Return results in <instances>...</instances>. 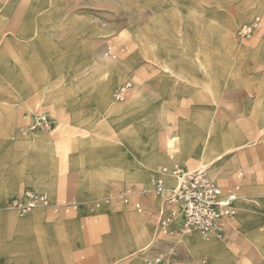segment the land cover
I'll use <instances>...</instances> for the list:
<instances>
[{"label":"rangeland","instance_id":"1","mask_svg":"<svg viewBox=\"0 0 264 264\" xmlns=\"http://www.w3.org/2000/svg\"><path fill=\"white\" fill-rule=\"evenodd\" d=\"M17 3L6 19L0 12V118H10L4 137L8 151L0 149V213H4L0 216V264H132V259L123 258L127 251L122 243L125 231L111 222L114 217L107 210L113 203L121 210H132L157 232L156 245L136 264L159 257L164 258L163 264L190 260L202 264L206 259L212 264L207 257L192 254L183 242L186 237L162 234L150 217L155 213L152 209L142 218L132 204H124L120 194L126 189L150 188L147 180L140 179L141 173L152 183L155 171L178 165L189 171L204 170L220 183L239 182L240 197L249 191L248 201L255 210L264 206L260 195L264 189V115L255 113L257 102L264 97V0H53L50 6L45 0ZM38 11L44 23L35 36ZM257 18L260 25L256 34L251 39H238V27ZM220 36L223 50L228 46L226 39H232L231 49L252 46L262 39L255 47L262 52L247 59L238 85H225L230 82V64L221 52ZM98 53L108 60L101 61ZM197 58L224 84L215 85L204 78ZM166 64L191 81L175 82L165 72ZM123 86L129 87L128 95L114 107H124V111L107 119L112 122L108 125L103 122L105 110L116 101L115 94ZM55 108L64 116L72 115L70 123L59 121L56 135L44 131L22 135L24 112L32 109L56 117ZM76 117L80 121L74 122ZM213 117L216 136L234 141L239 130L251 142L238 153L240 171L215 174L203 165L206 160L200 154L181 152L177 138L197 136ZM119 134L126 135L130 152L115 145L113 138ZM39 135H45L49 142L11 149L12 144L33 142ZM159 135L176 140L162 147L164 162L149 169L145 165ZM86 172L105 182L95 192L84 190L81 194L78 182ZM49 183L56 191L57 184L64 189L54 194L49 191L53 199L78 198L80 211L65 214L45 208L47 224L41 225L34 221L33 213L20 214L9 207L12 200L24 198L32 190H45L44 184ZM133 193L129 197L133 203L144 198ZM109 196L113 198L106 204L103 200ZM91 201L93 213L87 206ZM96 203L102 204L100 209ZM236 210L235 235L215 240L229 245L242 264H264V225L256 227L259 236H251ZM69 223L75 224L74 233H63L60 225Z\"/></svg>","mask_w":264,"mask_h":264},{"label":"crops","instance_id":"2","mask_svg":"<svg viewBox=\"0 0 264 264\" xmlns=\"http://www.w3.org/2000/svg\"><path fill=\"white\" fill-rule=\"evenodd\" d=\"M52 1L53 0H45V2L47 3V6H50ZM17 2H18V0H4L3 2H0V12L4 13L3 19H6L9 15H11L14 12L15 8L18 5ZM39 11L37 12L36 17H35V29L32 33L35 36L39 33V29L44 23V19L41 17V13ZM9 38L12 39L11 36ZM261 40L262 39H260L258 42L256 41V43L252 46L242 45L240 47V49H237L235 47L234 49H231V50H227V49L223 50L222 45H221V36H220L219 46L221 47V52H223L225 54L226 60L230 64V72L228 74L229 78H227V80H229L230 82H225V85L235 86V84L238 85V83H241L242 72H244L243 67L248 62L247 59H250L253 56H257L260 54V52H262V51L255 50L256 45ZM13 41L18 43V41H15V40H13ZM10 42H12V41H10ZM97 55L101 59V61H103V59H107L104 55L100 56V53H98ZM195 60L198 61V62L196 61V64H198V70H199V72L202 73L204 78H206L207 80H209L210 82H212L215 85L224 84L222 82V80L219 79V77H218L219 75H217L216 73H212V69L209 66H206L202 61L199 62V58H197ZM163 68L165 69V72H167L170 75V77L174 79L175 82L180 81L181 79H185L186 82L191 81L186 76L185 77L179 76V73H177L175 69H172V67L168 64H166V66H163ZM40 99L42 100V96L40 97ZM262 99L263 100L261 102H257V104H259V109L257 111H255V113L258 112V114H256V115H259L260 117L262 115H264V97ZM118 102L119 101L114 100L113 104L108 105L106 110H105L106 114L103 117L104 118L103 122H107L108 125L112 126L111 120L114 117L119 116L120 115L119 113H122L124 111V110H121L124 107H121V106L114 107L115 105H117ZM212 102H213V106L216 108V105H218V104H216L217 101L213 99ZM43 103L44 102H42V104ZM33 112H38V111L31 109V110L24 112V114L22 116V120H21L22 123L21 124H24V125L26 124V126H27L28 125V119L26 118V116H28L29 114H31ZM54 112H55L57 118L53 114L50 113V115L53 119V122H54V126H53V130L49 131V132L56 135V133H57L56 128L58 127V125L61 126L60 122L61 123H70V121L72 120V115H71V113H69V114L64 116L62 114V112L60 110H58V108H55ZM109 116H110V118H108ZM107 119H111V120H107ZM73 121L78 122V121H80V119L76 117V118H74ZM9 123H10V118H5L4 116L0 118V149L3 148L2 150H4V151L5 150L8 151L6 149L8 147V143L5 141L4 137L6 136V133L9 131ZM216 123L217 122H216L215 118L213 117L211 119V122L208 124V126L206 128H203L205 130H203L201 128L202 131H200L197 136H193L192 138H191V136H189V137L186 136L183 138H181V137L177 138L179 145L181 147V152H183V155L184 154L192 155L193 151H195L197 154H200L203 157V159L206 160V161H204L203 165L205 167H210L212 172L215 174H219L221 172L225 173L227 171L229 172V171L238 170L239 169V155H238V153H239V151L250 147L251 142H249V140H247L246 134L242 131H239V130L237 132L236 139H234V141L233 140H226L225 141V140L221 139L218 135L217 136L215 135ZM39 132H42V131H38V132H35L32 134H36ZM44 132H47V131H44ZM18 134H19V132H17L16 135H18ZM263 135H264V130L261 131V136H263ZM125 137H126L125 134L124 135L119 134L116 137H114L113 139L116 142L115 145H117V147H121L122 151L130 152L129 142L127 141V139ZM45 139H46L45 135L44 136L39 135L38 137L33 139V142H22L21 143V141H20L19 143L12 144L11 149L12 150H21V149L27 148V147L32 148V147L37 146V145L39 146V145H42L46 142L47 143L49 142L48 140L46 141ZM13 140H16V136H13ZM175 140H176V138L171 139V141H175ZM171 141H170L169 136H167V135H165V136L159 135L158 136V140L156 141V147H154L153 153L151 154V156L149 157V159L146 162L147 165H145V166L147 168L156 169L160 164H162L164 162L161 149H162V147L168 145V143L170 144ZM46 161L47 160H45L44 162H46ZM50 164L51 163H48V169H49ZM174 166H178V165H171V166L167 165L164 167H171L172 168ZM183 169H185V168H183ZM159 170L155 171L152 174V176L156 172H158ZM185 170H187V169H185ZM238 171H240V170H238ZM145 175H146L145 173H141L140 179L141 180H143V179L147 180V183H148L150 188L143 189L142 191L139 189L131 188V189H126L125 191H132L133 190V192H135L133 194H139V195H142L144 197V198H142L143 202H142V200H137L136 202L133 203V201L130 199V205L132 204L134 206L135 203H140L142 205V207L144 209V213L140 214L136 211L139 215H141L142 218L143 217L146 218L148 216V209L149 210L152 209L155 213H154V215H151L150 217L153 220L154 224H156V221H155L156 214H157L158 210L164 206V203H163V201L161 202L160 199H157V196L152 193L153 184L150 182V180H148V178ZM212 179L215 180L217 183H219L222 186H226L229 184H239L240 185L239 182L220 183L216 179H214V178H212ZM104 182H105L104 178L101 180L98 177H92L90 173L86 172L84 174V176H82L80 178V181L78 182V190L81 194L84 190H86V191L93 190V192H95L96 187H98V185L100 186ZM56 184L57 183H55V185ZM166 184L169 188H171L174 186L175 180L173 178L168 177V178H166ZM57 185L56 186L59 188L58 191H56V187L50 183L44 184V186L46 187V188H44L45 190L37 189L34 191H42V192L47 193L53 202H56L57 200H60V199L72 200V199H65V198L53 199V196L49 193V191H51L54 194L56 192L57 193L63 192V190H64L61 187H59V184H57ZM93 187H95V188H93ZM240 187H241V185H240ZM125 191H122V192H125ZM143 191H149L150 193L145 194V193H143ZM249 195H250L249 191H246L244 196L239 197V200L236 203V208L239 209L238 219L243 223L245 228H247L248 230L250 229V235L254 236L256 234L257 235L259 234V232L256 233V227H258V226L262 227L261 224L264 225V206L259 205V209H257V211H256L255 207L252 205L253 202L248 201L249 197H250ZM252 195L253 194L251 193V196ZM260 195L262 197H264V189H262V194H260ZM111 198H113V196H109L107 199H105L103 201H105V203L108 204L110 202ZM73 199H75V198H73ZM79 203H80V208H81L82 203L80 200H79ZM92 203H93V201H91L87 204V206H89L88 210L91 213H93V211H94V207H93ZM160 206H161V208H158ZM107 210L109 212H111V216L114 217L113 219H111V222L118 223L119 225H121L123 227V229L125 231V237H124V239H122V243H123L124 247L127 249V251L124 253L123 258L124 259H132V264H136V263L140 262L141 255L156 245V240H157L156 230L155 229L152 230L149 227H147L142 221H140V218L138 217V215H136L132 210H128V209H124V208L122 210L119 209L118 205L116 203H113L112 205L108 206ZM44 211H45V208H37L32 212L33 213L32 218L34 219V221L36 223L41 224V225L47 224V217H45ZM79 211H80V209L77 212H79ZM252 212H256L255 216L252 215ZM3 214L4 213H0V216H3ZM235 219H236V216L233 220V223L228 228L227 236L225 238L230 239L237 232L236 225H235ZM179 226L180 225H178L176 223V220H175V222L172 226V230L174 232H177ZM60 227H61L63 233L70 234V233H74L72 231V229L73 228L75 229V224L73 225V224L69 223L68 225H60ZM158 230H159V228H158ZM174 235L177 236L176 233H174ZM174 235H171V236H174ZM198 235L182 236L183 238L186 237L183 242L189 247V249L191 250L192 254L195 257L205 256L211 261L212 264H242L241 263L242 261L237 259L236 255L231 250L229 245H226L222 242H218L215 240V238L206 241L199 235L201 238L200 239ZM177 237H180V236H177ZM143 241H146V242L144 244H142L141 246H136L138 243L143 242ZM262 251L264 253V250H262ZM38 253L40 255L41 253H43V251H38ZM37 258H41V257H37ZM204 261L207 264H209L207 259ZM185 264H196V263H194L190 260V262L185 263ZM202 264H203V261H202Z\"/></svg>","mask_w":264,"mask_h":264},{"label":"built area","instance_id":"3","mask_svg":"<svg viewBox=\"0 0 264 264\" xmlns=\"http://www.w3.org/2000/svg\"><path fill=\"white\" fill-rule=\"evenodd\" d=\"M260 19L252 23L242 24L236 31L240 40L251 39L259 29ZM129 87L119 88L115 94L116 101H124L128 95ZM28 125L21 130L22 135L38 131H52L54 122L50 114L33 112L26 116ZM173 178L175 184L169 188L166 178ZM152 193L163 199L164 206L156 214V224L164 235L185 236L198 233L204 240L224 239L228 228L236 216V202L240 197L239 184L222 186L213 180L204 170H185L180 166L163 167L152 176ZM133 191L120 194L124 204H130V195ZM143 193H150L143 191ZM9 207L20 214L32 213L37 208L51 209L54 213L73 214L80 208L76 199H60L53 202L49 195L42 191H29L24 198L12 200ZM96 209L101 208V203L95 204ZM135 210L143 214L144 209L140 203H135ZM2 206L0 205V210ZM182 214V222L174 232L172 226L177 214ZM163 257L149 259L145 264H163ZM203 264H207L203 261Z\"/></svg>","mask_w":264,"mask_h":264},{"label":"bare ground","instance_id":"4","mask_svg":"<svg viewBox=\"0 0 264 264\" xmlns=\"http://www.w3.org/2000/svg\"><path fill=\"white\" fill-rule=\"evenodd\" d=\"M231 39V38H230ZM222 42V41H221ZM226 44L228 45V46H226V49L227 50H231V48H232V46H233V41H232V39L231 40H227L226 39ZM231 42V43H230ZM221 44H224L223 42L221 43ZM223 46V45H222ZM238 200H239V198H238ZM237 200V201H238ZM237 203V202H236ZM236 205V204H235ZM237 209V208H236ZM2 210V209H1ZM181 222H182V214L180 213V214H177V218H176V223L178 224V225H180L181 224ZM195 233V232H194ZM194 233H190V234H187V235H193ZM133 251V250H132Z\"/></svg>","mask_w":264,"mask_h":264}]
</instances>
